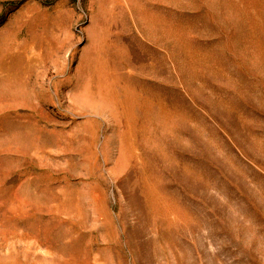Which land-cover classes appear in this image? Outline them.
I'll use <instances>...</instances> for the list:
<instances>
[{
	"label": "rangeland",
	"instance_id": "374dc122",
	"mask_svg": "<svg viewBox=\"0 0 264 264\" xmlns=\"http://www.w3.org/2000/svg\"><path fill=\"white\" fill-rule=\"evenodd\" d=\"M0 264H264V0H0Z\"/></svg>",
	"mask_w": 264,
	"mask_h": 264
}]
</instances>
